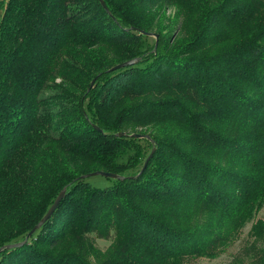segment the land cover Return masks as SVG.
I'll return each mask as SVG.
<instances>
[{
  "label": "trees",
  "instance_id": "obj_1",
  "mask_svg": "<svg viewBox=\"0 0 264 264\" xmlns=\"http://www.w3.org/2000/svg\"><path fill=\"white\" fill-rule=\"evenodd\" d=\"M103 1L107 9L93 0L98 16L91 21L69 15L74 2L84 5L83 0H7L1 11L0 264H64L61 255L42 248L64 239L75 220L82 221L81 231L127 238L132 261L191 264L193 258L223 252L238 238L240 215L260 208L264 31L255 34L258 45L238 47L240 32L246 30L234 32L231 23L256 19L264 9L254 0H200L195 7L203 12L205 6L206 17L189 45L172 49L165 58L163 50L158 58L151 56L153 52L138 62L100 71L91 77L94 84L102 82L95 91L92 86L75 98L63 95V102L38 98L59 42L69 38L87 48L104 46L108 40L83 37L86 25H94L100 38L106 37L103 28L109 37L115 30L125 35L127 24L150 31V14L139 17L131 10L160 0ZM185 14L189 16L190 10ZM215 51L224 53L215 58ZM254 54L257 59L250 60ZM152 63L160 67L148 68ZM87 94L97 102L90 112L83 107ZM49 105L63 106V111L55 116ZM184 107L216 112V123L184 141H177L173 130L159 136L157 161L137 176L108 177L110 182L103 187L81 176L102 167L119 174L108 168L115 149L106 140H125L115 132L140 125L152 114L158 124L163 115ZM124 182L132 187L121 193ZM64 186V196L49 218L27 235ZM177 196L191 207L190 220L163 213L165 204ZM121 220L128 222L125 228ZM256 236L264 239V232ZM15 242L19 244L4 247ZM244 260L264 264V242L244 246L225 264H245Z\"/></svg>",
  "mask_w": 264,
  "mask_h": 264
},
{
  "label": "rangeland",
  "instance_id": "obj_2",
  "mask_svg": "<svg viewBox=\"0 0 264 264\" xmlns=\"http://www.w3.org/2000/svg\"><path fill=\"white\" fill-rule=\"evenodd\" d=\"M6 1L0 0L1 17V11L5 7ZM83 1L84 5H81L80 2H76V4L74 2L75 7L72 11L70 10L69 15L75 18L83 17L85 21L94 20L98 16V8L93 10L96 4H94L93 0H89V2ZM120 1L123 4L124 1ZM253 2H256L264 9V0H254ZM196 3L201 4L200 0H190L189 2L188 0H160L151 4L142 2V4L134 6L132 9L136 8L137 10H131V12L140 13L139 17L150 14L151 27L148 29L150 31L137 30L127 24L125 25L127 26L125 35L120 30H115L114 35L111 34V37H109L108 30L103 28L105 31L102 34L108 37V39L106 37L100 38L94 25L82 26L86 33L83 37L91 38L89 41L93 38L100 41H108L104 46H94L91 48H87L82 44L70 43L69 38H66L68 41L65 39V41L59 42L55 50L56 55L53 59L50 72L38 90V98L41 97V99L50 102L55 100L63 102V95L75 98L77 95L80 96L85 89L89 90L92 86L93 91H95L101 86L102 82L100 80L95 84L93 82L91 87H89V84L92 80L91 77L100 71L109 70L115 64L127 59L136 58L135 62H138L140 58L148 57L153 52H155V55L151 56L158 58L164 50L167 53L163 56L165 58L172 49L189 45L191 40L199 33V30L195 29L199 27L202 19L206 17V7L204 6V11L200 12L195 7ZM83 6L86 7L84 11ZM186 9L190 10L189 16L185 14ZM145 17L148 18L147 16ZM92 23L94 24V22ZM231 24L233 25V31L246 30L240 32L241 42H237L238 47L258 45V42L255 40V34L264 31V14L256 19H249L247 17L235 20ZM73 32H77L75 27L73 28ZM83 37L76 36L78 39L82 38L85 43L86 40ZM159 51L160 53L157 55ZM223 53L218 52L214 57H220ZM252 59H257V55L254 54V57L250 58V60ZM159 65L152 63L148 68L160 67ZM80 78H83V81ZM156 79L154 78L153 80ZM203 81L210 82L207 79L201 78V82ZM215 98L224 99L220 97ZM96 106L97 102L92 99L91 94H87L83 101V107L86 108V111L90 112ZM59 110L63 111V106L49 105V113L57 116ZM188 110L190 111L189 113ZM216 115V112L195 111L189 107H184L181 110H172L168 115H163L166 119L163 117L158 124L154 121L158 117L152 114L150 117L143 119L144 123L140 125L127 130L117 131L115 134L122 131L125 133L126 138L125 140L114 142L106 140V143H111L115 149V154H110L109 156L110 167L108 168H113L114 171L119 174L121 173L122 177L137 176L147 165L157 161V147L159 146L157 140L159 136L173 130L174 134H177L179 137L177 141H184L186 138L192 139L197 137V135H202L205 129L209 131L207 126L216 123L214 119ZM94 127L97 130L103 131V128L98 125H94ZM103 132L107 134L113 133L111 129H106ZM132 132L145 134L146 137H131L130 134ZM260 155L257 157L259 158ZM102 168L99 169L106 170ZM89 181L96 186L103 187L109 184L110 179L97 174L90 176ZM153 182L156 183L154 178ZM128 187H132L131 182L122 183L121 193ZM262 192L264 194V190ZM186 193H188L187 190L182 191V194ZM180 196L169 200L165 204L163 213H166L167 216L170 215V217L176 214L184 215V219L190 220L191 207ZM261 201L259 209H253L250 215H245V213L240 215L241 223L239 225L238 238L223 252L214 256L193 258L191 264H225L231 259L233 254L239 252L241 249L243 250L244 246L252 244L262 245L264 239L258 238L256 235L259 232H264V196ZM183 208L184 212H182ZM158 211L162 213L163 208L160 207ZM162 221L164 220L162 219ZM81 223V220H75L69 225L66 233H64V239L62 237L55 245L50 246L49 244L42 249L47 250L52 255H61L65 259L64 264H141L140 258H135L132 261L134 253L129 248L127 238H117L114 234L99 236V234L93 231L84 232V230L81 231L83 227ZM120 223L122 228H125V223L128 225V222L125 220H121ZM153 226H155V223L152 224ZM246 262L244 260L245 264Z\"/></svg>",
  "mask_w": 264,
  "mask_h": 264
},
{
  "label": "water",
  "instance_id": "obj_3",
  "mask_svg": "<svg viewBox=\"0 0 264 264\" xmlns=\"http://www.w3.org/2000/svg\"><path fill=\"white\" fill-rule=\"evenodd\" d=\"M101 5L105 8H106V5L104 3L103 0H99ZM136 61V58H132V59H127L125 61H122V62H119L117 64H115L114 66L111 67V69L113 68H117V67H120V66H124V65H128V64H132ZM94 82V79L91 80L90 84H89V87L92 86ZM88 87V88H89ZM116 135L118 136H121V135H125L124 132H118ZM130 136L132 137H146L145 134H141V133H131ZM103 175V176H106V177H112V178H123L121 175L115 173V172H112V171H105V170H101V169H97V170H93V171H90V172H87V173H84L82 174L81 176L82 177H90V176H93V175ZM65 189L66 187H62L61 190L58 192V194L56 195V197L54 198L53 202L51 203V205L48 207V209L46 210V212L44 213V215L39 219V221L29 230L28 234H31L36 228H38L45 220H47L49 218V216L52 214V212L54 211V209L57 207L59 201L61 200V198L64 196V193H65ZM16 244H19L18 242H15V243H9L7 245H4V247H10V246H15ZM2 248V247H1ZM0 248V249H1Z\"/></svg>",
  "mask_w": 264,
  "mask_h": 264
}]
</instances>
